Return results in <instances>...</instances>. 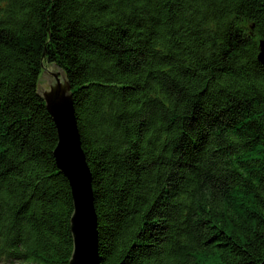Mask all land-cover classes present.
<instances>
[{"label":"trees","instance_id":"1","mask_svg":"<svg viewBox=\"0 0 264 264\" xmlns=\"http://www.w3.org/2000/svg\"><path fill=\"white\" fill-rule=\"evenodd\" d=\"M264 0H0V264H70L38 94L72 86L99 264L264 263Z\"/></svg>","mask_w":264,"mask_h":264},{"label":"water","instance_id":"2","mask_svg":"<svg viewBox=\"0 0 264 264\" xmlns=\"http://www.w3.org/2000/svg\"><path fill=\"white\" fill-rule=\"evenodd\" d=\"M259 48L258 59L264 64V39L260 40ZM71 89L65 71L45 61L38 83V94L45 100L56 124L58 143L54 156L58 168L69 179L73 196V252L70 264H99L98 221L92 172L82 148Z\"/></svg>","mask_w":264,"mask_h":264},{"label":"rangeland","instance_id":"3","mask_svg":"<svg viewBox=\"0 0 264 264\" xmlns=\"http://www.w3.org/2000/svg\"><path fill=\"white\" fill-rule=\"evenodd\" d=\"M14 264H19V263H14Z\"/></svg>","mask_w":264,"mask_h":264}]
</instances>
